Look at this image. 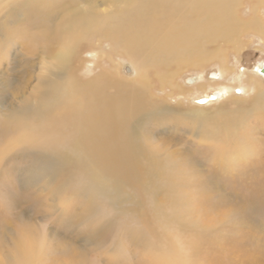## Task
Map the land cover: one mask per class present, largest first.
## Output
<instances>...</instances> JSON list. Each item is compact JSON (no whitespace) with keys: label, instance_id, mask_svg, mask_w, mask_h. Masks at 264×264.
Listing matches in <instances>:
<instances>
[{"label":"rangeland","instance_id":"rangeland-1","mask_svg":"<svg viewBox=\"0 0 264 264\" xmlns=\"http://www.w3.org/2000/svg\"><path fill=\"white\" fill-rule=\"evenodd\" d=\"M92 1L89 19L96 28L81 29L76 40L63 43L77 53L70 74L81 82L113 77L116 83L97 97L117 106L146 91L127 125L138 151L125 149L121 166L99 176L100 187L112 179L125 183L123 194L116 199L112 188L103 187L81 194L72 168L61 177L63 167L48 162L18 131L23 119L36 121L38 106L47 100L36 77L40 56L28 54V36L20 34L49 24V15H36L30 0H0V25L5 21L6 29L18 33L16 40L5 30L0 37V264L24 253L27 263L21 264H42L45 245L54 247L53 256L78 255L73 261L84 264H264V77L256 76L258 90L236 93L241 80L264 63V0L237 4L240 18L250 20L245 26L196 32L195 51L181 52L180 60L178 49L172 55L136 52L113 36L127 27L140 40L154 23L179 26L166 15L175 9L188 15L189 0ZM63 4L58 6L71 9ZM192 22L204 26L207 19ZM53 64L49 80L65 83V72ZM226 67L234 70L232 95L241 100L199 105L206 115L196 120L183 115L216 96V86L200 92L194 85L202 78L212 82ZM141 73L150 79L147 89ZM29 251L34 255L27 258Z\"/></svg>","mask_w":264,"mask_h":264},{"label":"bare ground","instance_id":"bare-ground-1","mask_svg":"<svg viewBox=\"0 0 264 264\" xmlns=\"http://www.w3.org/2000/svg\"><path fill=\"white\" fill-rule=\"evenodd\" d=\"M59 1L60 0H30L29 2L36 15L40 14L41 11H44L45 14L47 13L49 15L47 17L50 19V21L48 19L49 24L41 26L40 29H37L38 31L36 30L32 35L26 33L20 34L22 37H26L25 35L28 36L29 41L27 40V45H29V48L28 50L26 49L28 54L37 55V57L40 56L38 58H40L39 62L41 65L37 69L36 77L39 78V82H43L41 83V86L45 84V91L48 93L46 92L47 100H43V102L41 101L42 104L40 102L41 105L38 106L40 109L37 114H35L36 121H32V123L31 121L23 119L22 130L18 129V131H22L25 141H29L30 144L40 149L41 152L44 153H41L43 156L47 154L46 159L49 160L48 162L58 164V168L63 167L65 175L61 170L57 172L55 169V172L62 174L61 177L65 178L69 171V167L70 169L72 168V177H79L76 182L80 185L77 187L80 188L81 194H95L97 192L96 188L103 187L112 188V193L116 199L121 198L125 183L120 182L121 184L119 186L116 181L113 184L112 179L110 182H107L100 187V184H98L99 176L111 174L113 170L119 168L122 164L121 159L127 157L126 153L128 150L132 149L136 150V152L138 151L136 145H134L135 149H133V135L127 132V125L131 115L134 114L133 111L136 112L142 108L143 98L146 96V91L143 90L139 92V96L133 98L131 102L122 104V106H117V103L115 102H108L106 99L102 100L97 97L98 93H101L104 96L105 87L107 88L109 85H114L116 83V80L113 77L104 78L99 74L90 82H81L70 74L71 61L76 59L75 56L77 53L76 51L73 52L71 47L67 45L64 46L65 44L63 43L65 41V43H70L71 41L76 40L79 36L74 33L81 31V29L91 31L96 28V25L93 26V19H89L93 8V1L80 0L81 2L76 3L77 0H63L66 3L63 4L64 6L68 5V3L70 4V10H72L70 12L71 14H66L65 11L68 10L67 8V10H64L63 7L60 8L58 6ZM164 1L167 3V0ZM240 1L241 0H189L188 15L186 13L178 12L176 9L173 12H168V15H166L171 18L174 17L179 26H161L154 23L153 26H147L144 28L143 38L141 37L142 35H140V40L135 39V36H131L129 30L126 31L128 29L126 27V30L123 29L116 31L113 40L119 41V39H121V41L126 44L127 48L136 52L142 51L144 48L145 51L149 49H159L158 52L161 51L160 53L172 55V52L177 53L178 49V59L180 60L182 55L181 52L185 53L187 50L190 52L195 51L192 44L197 38L195 34L196 32L200 35L203 32H216L222 26H225L224 28L226 30H234L233 28L237 27L238 24L243 25L245 23L243 25L245 26L246 22H249L250 20L243 21L240 18L241 16L236 13V6ZM72 4H74L75 7H73ZM158 5L164 6L165 4L158 3ZM155 6L156 5H154V7ZM59 15H61V17ZM198 16H203L207 19L206 25L198 26L196 23H193L194 21L192 22V18ZM58 18H60V20H57ZM80 21H82V24ZM52 22L54 28L50 25ZM166 23V25L171 23L170 18ZM211 24H213V26H210ZM5 26L6 23L4 21L3 24L0 25V37L4 34L3 31L5 30L10 37L12 36L16 40V35L18 33L16 32L15 35L13 32L6 29ZM61 26L67 27L61 28ZM261 33L264 35V32ZM10 39L13 40V38ZM15 40L13 41L15 42ZM6 41L7 39L5 42ZM61 46H63V49H57ZM52 58L61 68V71L65 72L64 77H66V81L63 84L61 82L49 80V76H51L49 74L53 62ZM2 59L3 56L0 55V62ZM263 64H260L254 70L255 75L247 74V76L241 80V90L236 91L237 94H246L250 91V88L258 90L260 80H258L256 76L264 77L261 73ZM146 74L147 73H141L140 77L143 80H141L143 82V87L145 85L147 89L148 81L150 79L147 80L148 76ZM233 77L234 70L230 67H226L221 70L219 75L217 74L216 77H214L215 79L212 82H207L202 78L200 82L196 83L197 85H194L198 91H206L209 87L216 86L218 92L216 93V96H206V98L203 99L204 103H197L198 106H208L218 100L220 102L228 101L230 103L232 98L241 100L235 95H232L231 90L233 86H236L233 85L235 83L230 82ZM41 86L38 85V89H41ZM252 105H255V103ZM224 106L226 107L228 105L224 104ZM161 109L165 111L168 108H156L157 111H160ZM183 115L196 120L204 117L206 113L203 112V107L199 106L197 110L188 113L185 112ZM17 128L18 126L15 127V129ZM125 149H127V152ZM141 154L143 155V152H141ZM138 158L140 157L138 156ZM75 165L76 167L78 166V169L74 168ZM83 168L89 169L90 173L84 175L82 172ZM106 197L109 199L110 195L108 197L106 194ZM43 249L45 257L42 264H64V262L76 264L77 262H74L73 260L79 261L75 258V256L78 255L72 256L70 254H65L62 257L53 256L49 253L54 249L52 245H45ZM19 251L22 252L23 250ZM24 254H18L15 257H8V261L10 260L9 264H21V260L25 262L26 258H24ZM32 255H34V253L29 251V253H27V258ZM40 262L41 261L39 260L38 263L40 264ZM77 264L84 263L82 261Z\"/></svg>","mask_w":264,"mask_h":264},{"label":"water","instance_id":"water-1","mask_svg":"<svg viewBox=\"0 0 264 264\" xmlns=\"http://www.w3.org/2000/svg\"><path fill=\"white\" fill-rule=\"evenodd\" d=\"M132 72V70L130 69V68H126V73L127 74H130ZM261 73H262V75H264V64H263V67H262V69H261ZM214 77H216V76H214ZM199 103L201 104H203L204 103V100H201V101H199Z\"/></svg>","mask_w":264,"mask_h":264}]
</instances>
